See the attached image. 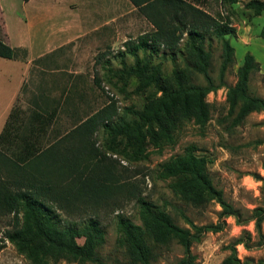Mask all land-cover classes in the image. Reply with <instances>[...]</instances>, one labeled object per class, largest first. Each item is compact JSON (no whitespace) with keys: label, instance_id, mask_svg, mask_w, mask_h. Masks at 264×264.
<instances>
[{"label":"trees","instance_id":"1","mask_svg":"<svg viewBox=\"0 0 264 264\" xmlns=\"http://www.w3.org/2000/svg\"><path fill=\"white\" fill-rule=\"evenodd\" d=\"M237 2L220 0L224 7ZM133 5L153 30L124 44L123 55L133 57L134 64H123L114 74L123 80L135 78L138 92L153 87L159 95L155 94L142 110L133 112V120L115 119L117 111L113 103L79 120L71 131L48 147L38 150L29 146L33 151L12 156L0 151V215L12 216V228L3 232V238L31 264H59L61 261L108 264L99 252L105 243V230L97 211L89 217L68 222V226L58 213L73 207L85 210L92 200L99 204L124 187L113 170L114 165L105 163L108 155L96 146L94 136L103 132L108 151L117 153L118 141L125 140L130 149V154L126 153L133 160L147 158V142L157 148L172 144L173 134L182 121L194 120L200 126L207 124L212 110L207 97L225 85V73L234 64L235 50L226 36L234 34L235 28L228 14H221V19H217L199 4ZM245 7L259 14L264 11V0H250ZM184 37L188 73L176 69L168 81L163 78L160 65L153 63L152 56L161 48L177 52ZM210 37L218 39L222 47L218 82L211 76V53L205 50V42ZM18 55L0 39V58L14 59ZM258 70V62L247 53L237 71V82L227 90L226 101L234 125L241 124L254 112H264V99L249 91L250 78ZM194 75H201L206 84H195L191 78ZM161 175L173 178V191L196 208L217 202L221 207L219 221L201 226L188 221L190 227L184 228L161 207L138 196L140 225L117 216V245L125 251L127 264H157L160 251L174 244L182 248L183 256L172 264H198L192 246L200 243L207 233L222 232L230 217L240 226L253 222L257 234L264 238V208L253 209L245 218L225 199L223 191L215 187L207 160L197 156L194 147L186 148L183 154L163 164ZM78 238H84L82 245L77 242ZM251 242V234L244 232L227 246L230 253L220 264H264V259H239L237 246L250 249Z\"/></svg>","mask_w":264,"mask_h":264},{"label":"rangeland","instance_id":"2","mask_svg":"<svg viewBox=\"0 0 264 264\" xmlns=\"http://www.w3.org/2000/svg\"><path fill=\"white\" fill-rule=\"evenodd\" d=\"M249 1L238 0L233 6L227 7L222 6L220 0H207L206 4H199L217 19H221V14H228L235 28L234 34L226 36L235 50L234 64L225 73V85L207 97L212 110L205 126L196 124L194 120L182 121L173 134L172 144L157 148L148 141L145 148L147 158L138 161L128 155L130 149L126 147L125 140L118 141L117 153H113L108 151L106 136L102 131L94 136L96 146L108 155L105 163L114 165L113 170L124 182V187L99 204L92 200L85 210L73 207L70 211L59 210L58 213L64 220L63 224L68 226L70 222L94 215V210L97 211L105 230V243L99 252L108 264H127L125 251L117 245V216L122 215L140 225V207L136 202L138 196L161 207L181 227L189 228L188 221L199 226L218 223L221 207L217 202L211 201L196 208L183 195L173 191V178H163L161 175L162 165L172 157L183 154L188 147H194L195 154L207 160L213 184L223 191L225 199L240 210L245 218L253 209L264 208V112H254L241 124L234 125L226 101L227 90L237 82V71L247 53L259 64V70L250 78L249 91L264 99V11L257 14L247 9L245 4ZM131 10V5L127 4L126 14L116 22L91 34L77 46L66 47H74L76 56L61 57V66L66 70L73 64L79 72L72 73L77 76L72 83L66 79L70 73L60 72L56 77L58 81L52 85L56 87L53 88L56 95L53 99L60 100L63 106L57 124L60 134L75 127L79 119H86L113 103L117 111L115 119L133 120V112L142 110L155 94L159 95L153 87L138 92L135 78L123 80L114 74L122 69L123 64H134L133 57L123 55L124 44L152 31L151 24ZM114 15L112 11V17ZM185 42L186 37L177 52L161 48L152 56L153 63L160 65L161 74L168 81L176 69L188 73L184 61ZM205 50L211 53V76L218 82L221 43L215 37H210L205 42ZM139 55L142 57L143 53L139 51ZM191 78L195 84H206L201 75ZM11 219V215H0V264H31L17 252L13 244L3 238V232L12 228ZM244 232L251 234V248L238 245L239 259H264V238L257 234L254 223L240 226L232 217L226 219L222 232L207 233L200 243L194 244L192 253L197 257L198 264H220L230 253L227 246ZM262 232L264 236V224ZM77 242L82 245L84 238H78ZM160 252L157 264H172L183 256L182 248L176 244ZM59 264L69 263L61 261Z\"/></svg>","mask_w":264,"mask_h":264},{"label":"crops","instance_id":"3","mask_svg":"<svg viewBox=\"0 0 264 264\" xmlns=\"http://www.w3.org/2000/svg\"><path fill=\"white\" fill-rule=\"evenodd\" d=\"M206 1L0 0V39L19 54L14 59L0 58V138L5 135L0 151L12 156L33 151L29 146L39 150L71 131L60 134L58 130L63 106L60 100L53 99L56 87L52 86L58 81V73H70L66 79L72 83L77 77L72 73L79 72L73 64L66 70L61 66V57L76 56L74 47H66L77 46L116 22L126 14L127 4L131 5V12L138 13L133 4H206Z\"/></svg>","mask_w":264,"mask_h":264}]
</instances>
